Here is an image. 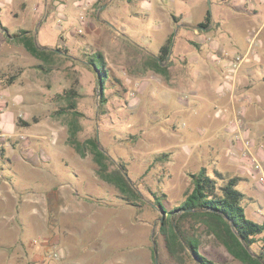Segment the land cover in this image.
Returning a JSON list of instances; mask_svg holds the SVG:
<instances>
[{
	"label": "rangeland",
	"instance_id": "1",
	"mask_svg": "<svg viewBox=\"0 0 264 264\" xmlns=\"http://www.w3.org/2000/svg\"><path fill=\"white\" fill-rule=\"evenodd\" d=\"M240 1L234 8L232 0H0V56L6 59L0 62V115H12L15 129L0 142V176L10 178L19 197L28 200L7 206L10 214H23L11 225L25 235L28 251H41L45 264H155L156 226L166 215L151 209L152 193H165V206H175L193 187L188 173L202 167L239 178L248 218L264 223V188L241 160L228 155L234 138L220 133L218 121L228 114L218 111L214 118L213 96L193 93L187 79L192 39L183 31L186 23L196 29L193 23L208 11L226 17L224 29L233 34L239 66L236 117L264 158V3ZM226 7L236 9V23ZM20 30L52 54L34 58L9 38ZM169 39L176 46L163 65L166 72H158L151 60ZM94 52L103 54L110 74L105 106L99 102L97 74L86 66ZM74 128L85 156L68 143ZM95 137L109 170L125 166L143 192L138 217L99 177L86 145ZM163 154L164 161L158 160ZM42 194L49 196L48 227L29 220L31 211L44 213ZM4 210L0 207V214ZM5 226L0 222V233H6ZM184 227L209 260L243 264L198 223ZM56 235L60 239L50 242ZM50 244L60 250L59 260L49 258ZM158 258L161 264H178L163 241Z\"/></svg>",
	"mask_w": 264,
	"mask_h": 264
},
{
	"label": "trees",
	"instance_id": "2",
	"mask_svg": "<svg viewBox=\"0 0 264 264\" xmlns=\"http://www.w3.org/2000/svg\"><path fill=\"white\" fill-rule=\"evenodd\" d=\"M174 16V15H173ZM211 22V12L208 11L205 21L200 24L207 28ZM29 32L20 30L18 33L9 35L16 43L23 45L28 53L36 59L47 58L51 52L37 47ZM172 39L161 47L160 53L152 57V68L156 71L166 72L163 66L172 51ZM86 66L92 67L98 79L100 91V104L107 103L106 90L110 74L105 66L103 54L94 52L87 56ZM19 126V119L17 120ZM68 143L81 156H85L83 145L77 140L75 128L70 130ZM93 154L94 161L98 166L99 177L113 185L120 193V200L126 206L134 209L136 217L141 214L143 192L134 187L128 178L125 166L109 170L108 158L100 149L97 137L86 141ZM2 153L3 150L0 149ZM167 154L157 159L164 161ZM188 176L192 183V189L185 195V199L171 208L165 206L167 195L165 193H152L150 206L153 212L166 215V219L157 223L155 231L156 246L153 250L155 264H161L159 260L160 241L164 242L169 258L178 264H184V257H189L195 264H218L209 260L200 252L199 240L185 230V222L198 223L207 233L213 235L228 253L243 264H264V223L259 224L248 218L244 202L246 196L239 187L240 179L225 176L215 170L210 173L206 167L196 172H189ZM156 251V253H155ZM157 255V261H156Z\"/></svg>",
	"mask_w": 264,
	"mask_h": 264
},
{
	"label": "crops",
	"instance_id": "3",
	"mask_svg": "<svg viewBox=\"0 0 264 264\" xmlns=\"http://www.w3.org/2000/svg\"><path fill=\"white\" fill-rule=\"evenodd\" d=\"M260 1L261 3H264V0ZM240 2L246 3V0H241ZM240 2L237 3L240 5ZM231 3L229 5H234L236 7V0H232ZM226 8L228 9L227 14H229L236 23V9L232 7ZM221 11L224 12L225 7H223ZM252 11L254 14L259 13L256 8H253ZM206 15L207 12L198 23H193L195 24L196 29L193 30V28L189 27L192 25L191 23H186L187 26L183 30L186 33V36L192 39L190 41L192 49L186 56L188 63L187 71L189 73L187 78L188 86L193 93L205 90L211 97L213 96V112L215 111L213 117H218V114H216L218 111H223L228 114L226 118L222 117L220 120L222 122L217 120L218 123L222 125L220 133L223 137L229 136L230 138H233L234 127L231 122L237 115V76L236 72H231L229 66L231 61L236 62V47L232 41V32H227L224 29V25L227 23L226 17H222L220 14L218 17H213L211 14V22L209 26L203 28L200 24L205 21ZM257 34L258 31L255 37H257ZM175 46L176 43L172 44L174 49ZM170 56L171 53L169 57ZM3 57L4 55L0 56V62L6 61ZM12 124V115L7 113L0 115V127H2L8 137H10L15 130ZM14 173L16 174V170H14ZM49 181L52 182L53 180L50 179ZM19 192L20 191H18L17 187L13 185L10 178L8 179L0 176V207L5 208L2 214H0V222L7 223V226H5L6 233H0V264H29L30 262H32V264H45L42 252L40 251L36 253L32 251L31 253V251H28V245L26 244L27 241L24 237L25 235L20 231H17L15 227L11 225L12 222L14 223L16 221L17 223V218L22 217L23 214L16 210V214H10L11 211L8 210L7 206H9L10 202L12 204L18 202V205L28 202V200H25L23 197H19ZM31 192H34V190ZM55 195L56 202L54 204L57 206L58 189H56ZM40 199V205L45 209L44 213L39 215L31 211L29 214V220L41 222L48 227L49 213L47 208L49 206V196L42 194ZM53 218L56 219V222L61 220L59 214H55ZM9 233L13 234L11 235L13 238L11 243L7 242V239L10 236ZM56 239H60L58 238V235L51 238L50 242L55 243L57 241ZM44 248L47 250L46 247ZM46 264H48V262Z\"/></svg>",
	"mask_w": 264,
	"mask_h": 264
},
{
	"label": "built area",
	"instance_id": "4",
	"mask_svg": "<svg viewBox=\"0 0 264 264\" xmlns=\"http://www.w3.org/2000/svg\"><path fill=\"white\" fill-rule=\"evenodd\" d=\"M229 67L231 68V72L237 73L239 66L236 62L231 61ZM231 123L234 127V140L228 155L234 160H241L245 166L249 168L251 177L258 185H260V187L264 188V158L260 157L258 153H255L254 143L241 129L239 120L235 117ZM5 138L6 134L2 133L0 128V142ZM33 243L38 244V241L34 240ZM47 245H49V243ZM60 256L61 252L59 249H57V246L50 244L49 258L53 260H59Z\"/></svg>",
	"mask_w": 264,
	"mask_h": 264
},
{
	"label": "water",
	"instance_id": "5",
	"mask_svg": "<svg viewBox=\"0 0 264 264\" xmlns=\"http://www.w3.org/2000/svg\"><path fill=\"white\" fill-rule=\"evenodd\" d=\"M164 215V214H163ZM163 218H164V216H162V219H161V221H163ZM155 253H156V251H155ZM156 261H157V255H156Z\"/></svg>",
	"mask_w": 264,
	"mask_h": 264
}]
</instances>
